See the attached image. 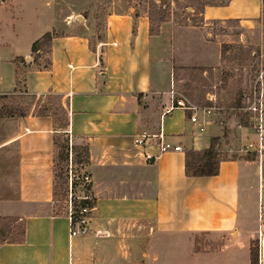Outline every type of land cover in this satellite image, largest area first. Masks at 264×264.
I'll list each match as a JSON object with an SVG mask.
<instances>
[{
  "label": "crops",
  "instance_id": "obj_1",
  "mask_svg": "<svg viewBox=\"0 0 264 264\" xmlns=\"http://www.w3.org/2000/svg\"><path fill=\"white\" fill-rule=\"evenodd\" d=\"M261 3L228 0L203 6L199 15L203 21L234 24L250 35L260 26ZM129 10L108 14L93 41L78 27L83 18L76 15L69 25L75 32L51 38L43 68L31 62L30 46L55 25L52 0L0 3V95L15 98L25 88L30 94L51 91L67 100L65 131H70L71 145L84 142L88 147L82 165L93 200L88 233L69 238L66 214H53L56 131L50 117H1L0 218H14L3 222L9 234L22 223V239L0 242V264H249L253 241L258 264H264L261 161L252 154L226 152L231 142L252 135L236 132L235 117L228 111L222 115L226 127L207 122L198 131L187 111L169 108L181 97L175 79L169 68L161 73L157 36L149 33L146 14L134 18L131 35ZM21 57L28 65L17 63ZM224 82L227 87V75ZM246 90L220 89L210 95L216 105L231 108L240 105ZM7 105L17 103L9 99ZM159 133L181 149L159 152L152 137L132 145L136 135ZM211 145L222 156L217 173L186 176L185 152ZM97 230L108 235H96Z\"/></svg>",
  "mask_w": 264,
  "mask_h": 264
},
{
  "label": "rangeland",
  "instance_id": "obj_2",
  "mask_svg": "<svg viewBox=\"0 0 264 264\" xmlns=\"http://www.w3.org/2000/svg\"><path fill=\"white\" fill-rule=\"evenodd\" d=\"M227 1L52 0L55 24L53 30L57 34L75 32V29L71 31L69 25L74 23L79 10L86 9L87 16L83 19V24L78 27H81L85 36L93 41L99 37L108 14L127 11L130 8L136 9L138 13L146 14L149 18V29L153 35L157 36L161 73L169 68L173 81L175 79L174 88L179 92V96L189 103L206 106L211 104L205 99L206 96L208 94L215 96L220 89L231 92L237 89L238 92L247 89L246 93H248L256 73L264 68V2L261 3L262 11L258 19L260 26L257 33L249 35L243 29H238L228 22L202 20L199 12L203 6L216 3L225 4ZM239 33L241 38H238ZM250 38L251 43H249ZM203 69L206 72L203 73ZM226 75L227 87L224 82ZM222 93L225 96L227 92ZM235 95L236 93L232 98ZM11 100L22 106L34 102L23 94ZM220 104L221 102L218 106H221ZM229 107H222L223 111L229 112ZM231 155L237 156L238 154L231 153ZM71 169L76 177L83 174L89 176L81 163H73ZM74 181L76 183L75 193L78 194L79 186L82 184L79 180ZM66 194L65 189L63 198H66ZM56 203L62 207L66 205L63 199ZM174 264H182V262L177 260Z\"/></svg>",
  "mask_w": 264,
  "mask_h": 264
},
{
  "label": "trees",
  "instance_id": "obj_3",
  "mask_svg": "<svg viewBox=\"0 0 264 264\" xmlns=\"http://www.w3.org/2000/svg\"><path fill=\"white\" fill-rule=\"evenodd\" d=\"M263 3L264 0H261ZM215 5H223L216 3ZM76 14H79L83 19L87 16V10H79ZM133 21L131 25V35L135 34V22L134 18L138 15L136 9H133L131 13ZM148 18V17H147ZM149 21V18H148ZM149 33L151 30L149 29ZM53 29L43 33L39 38L34 40L30 46L31 62L39 65L43 68L47 67L48 54L50 41L53 36H58ZM98 38V37H96ZM45 54V57H44ZM41 60V61H40ZM17 63L23 66L28 65L21 57L17 59ZM20 94L30 97L34 102H29L26 105H20L17 103L14 107L8 106L9 99L14 98L12 95H0V118L7 116H23L28 113L35 116H48L51 119L53 130L56 132L53 135V184H52V201L53 214L59 215L65 213L66 205H57L56 202L65 200L66 189V167L68 157V145L67 137L64 133L68 125L67 116V100L63 99L61 95L47 91L43 94H30L27 93L25 88L19 89ZM32 104V107L27 106ZM71 162L84 164L87 162L88 147L86 143L79 142L70 146ZM254 157V155L252 154ZM264 156V155H263ZM222 156L211 145L208 149L203 151L188 150L184 154V173L186 176H211L215 175L218 170V163ZM1 161V160H0ZM261 173L264 179V159L261 160ZM91 201L74 202L73 208L77 210L79 206L91 205ZM14 218H0V242H16L22 239V223H18L15 226L12 234L4 228V224L12 223ZM4 222V224H3ZM2 225V226H1ZM19 230L17 233L16 231ZM249 264H258V247L257 242L253 241L249 247Z\"/></svg>",
  "mask_w": 264,
  "mask_h": 264
},
{
  "label": "built area",
  "instance_id": "obj_4",
  "mask_svg": "<svg viewBox=\"0 0 264 264\" xmlns=\"http://www.w3.org/2000/svg\"><path fill=\"white\" fill-rule=\"evenodd\" d=\"M3 0H0L2 3ZM263 89H264V68L259 69L255 75L252 84L249 87L248 93L244 95L242 103L237 107L228 108L229 112L235 117L233 123V129L236 132L242 133V131H248L252 137L231 142L229 147L226 148V152L232 154H253L254 157L261 161L264 155V101H263ZM206 99L213 102L210 105L198 106L189 103L184 98H176L172 100L170 109L180 108L188 112V120L195 125V129L202 131L204 124L207 122L213 123L217 121L220 128L226 127L227 118L222 116L224 113L223 108L214 103V98L211 95H207ZM67 134V145H68V157H67V171H66V198H65V214L68 219V237H75L85 235L88 233V220L90 212L93 208L91 205H82L74 210L73 203L80 201H91L92 197L90 194V180L86 174L76 177L72 172L71 166V134L69 130H66ZM154 138V142L158 147L159 152L173 150H180L179 145H173L169 142L162 140V135L154 134L147 135L141 134L136 135L132 138L133 146H140L145 144L147 138ZM234 138V137H233ZM146 159L151 158L150 155H145ZM77 178V179H75ZM74 180H79L81 186L79 193H75L76 183ZM263 206L259 205V213L262 212ZM96 235L107 236L108 233L105 230H97Z\"/></svg>",
  "mask_w": 264,
  "mask_h": 264
},
{
  "label": "water",
  "instance_id": "obj_5",
  "mask_svg": "<svg viewBox=\"0 0 264 264\" xmlns=\"http://www.w3.org/2000/svg\"><path fill=\"white\" fill-rule=\"evenodd\" d=\"M130 12L132 11V8H130V10H129ZM77 19H79V20H81V16L80 15H78L77 16ZM26 60H29L28 58H26Z\"/></svg>",
  "mask_w": 264,
  "mask_h": 264
}]
</instances>
